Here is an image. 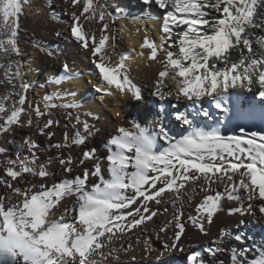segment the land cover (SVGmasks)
Here are the masks:
<instances>
[{
	"label": "snow or ice",
	"instance_id": "obj_1",
	"mask_svg": "<svg viewBox=\"0 0 264 264\" xmlns=\"http://www.w3.org/2000/svg\"><path fill=\"white\" fill-rule=\"evenodd\" d=\"M35 2L0 0V264H125V257L137 264V252L157 260L187 252L184 264H210L204 254L213 264H264V238L258 243L228 227L211 231L221 214L241 218L237 228L244 217L264 224V131L245 128L252 106L237 94L255 89L264 104V0H141L159 10L147 17L113 12L103 0H63L68 35L103 82L89 81L101 100L143 101L129 75L130 56L116 52L118 36L128 32L118 20L143 31L139 51H131L162 69L151 92L159 102L152 126L124 121L116 108L121 122L108 133L103 158L95 148L83 150L100 131L90 120L100 117L90 110L82 119V105L59 90L78 78L68 61L34 43L59 60L63 76L50 80L57 90L42 97L25 78L21 20ZM46 3L59 21L53 0ZM148 21H159L158 42ZM55 109L66 110V123ZM24 128L44 137L47 149L25 134L22 150L11 152L6 138ZM49 149L55 154L42 159ZM159 206L170 218L156 225ZM189 229L212 239L185 244ZM226 253L227 262L219 258Z\"/></svg>",
	"mask_w": 264,
	"mask_h": 264
},
{
	"label": "bare ground",
	"instance_id": "obj_2",
	"mask_svg": "<svg viewBox=\"0 0 264 264\" xmlns=\"http://www.w3.org/2000/svg\"><path fill=\"white\" fill-rule=\"evenodd\" d=\"M109 5L110 10L115 12L117 7L124 9L126 12L136 16H149L159 15V10L155 6H145L141 3V0H103ZM53 7L57 13H62L65 10L63 0H53ZM64 9L62 10L61 9ZM71 9H69L70 11ZM59 21L53 20L48 12V6L46 0H36L35 5L31 9H26L25 16L21 20V35H20V47L22 50V63L24 71L26 73L25 78L34 85V93L37 96H44L45 94H52L57 90L56 87L49 85L50 80L60 79L63 76L59 60L51 59L46 52H41L40 47H33V44H38L41 47L60 53V59L67 60L72 66L74 71L78 74V78L72 81H65L59 86V90L68 91L72 95L68 96V100L76 102L82 107L78 110L81 113L86 111H93L95 115H98L100 119L98 121H91L95 123L100 129L84 146L83 150L95 148L99 157L103 158L105 153L104 144L108 133L112 132L121 121L114 117V110L119 108L124 121L136 120L142 123L144 126H152L155 114L158 108V101L151 95L154 88V83L157 73L162 70L161 66L155 62H149L144 58L137 56L136 52L131 51L135 48L139 51V44L143 41V31L137 32V27L129 20H118L116 27H120L122 24L128 29V32L120 34L117 38L116 52L129 55L130 59L127 62L130 65L129 75L138 87L143 92V101H132L125 97L120 100L119 104H116L111 98H105L101 100L99 94H97L92 84L103 83L99 77L98 71L91 63L90 55L81 49L74 40L68 35V16L60 15ZM159 21H148L146 27L149 29L148 35L150 38H155L159 41L158 34ZM59 31L61 35L56 36V32ZM259 34V30H254ZM254 50L259 54L260 50L258 45L253 44ZM147 52V50H145ZM162 55V54H161ZM115 60L116 57H113ZM44 85V87H41ZM2 91V89H0ZM237 94L240 97L242 105L247 108L252 106L250 114L242 121L246 129L252 131H264V104L256 99L255 89L249 92L247 90H237ZM206 107L209 105L206 104ZM73 115L77 114L74 110ZM171 111V110H169ZM215 114V109H211ZM55 117L61 121V124L66 123V110L55 109ZM171 130L178 134L182 129L178 122L172 120L168 125ZM238 133V129H237ZM31 135L33 139L37 140L42 149H47L48 142L42 137L29 132L27 128L19 129L15 135L8 136L6 139L11 141L7 146L11 152L22 150L21 137L22 135ZM81 149L75 150V155L80 156ZM55 149H49L47 152H42L41 157L46 158L48 155H54ZM90 166V162L86 165ZM52 170L55 171L57 165L54 163ZM61 177L59 173L56 176V180ZM218 190H222L218 189ZM160 207V215L155 219L156 225L162 224L166 219L170 218L169 213H164L163 207ZM191 211V208L186 209ZM239 217H227L221 214L220 219L216 221L211 231L213 235L218 232L219 227H228L233 232L245 231L248 234L254 236L259 243L264 238V224L259 221H254L252 217H244V225L242 228H237L236 224L239 222ZM188 238L185 239V244L194 243L199 246H203L205 241H211L212 237H202L195 234V232L189 229ZM154 247L160 248V242L155 240L153 234ZM229 245L235 244L237 247H243L244 245L238 244L236 241L228 242ZM189 249L188 251H192ZM156 253H153L147 259H144L139 252H137V264H184L183 255H187V252L183 255L174 254L173 256H165L161 260L156 259ZM205 258L213 264V258L204 254ZM228 261V254H224L219 257ZM125 264H132L128 257L124 258Z\"/></svg>",
	"mask_w": 264,
	"mask_h": 264
},
{
	"label": "rangeland",
	"instance_id": "obj_3",
	"mask_svg": "<svg viewBox=\"0 0 264 264\" xmlns=\"http://www.w3.org/2000/svg\"><path fill=\"white\" fill-rule=\"evenodd\" d=\"M61 9H62V7H61ZM62 10H64V9H62ZM63 13H64V12L60 13V15H63Z\"/></svg>",
	"mask_w": 264,
	"mask_h": 264
}]
</instances>
